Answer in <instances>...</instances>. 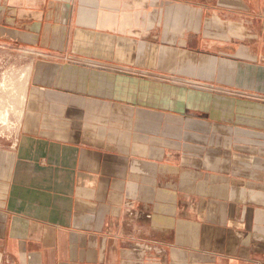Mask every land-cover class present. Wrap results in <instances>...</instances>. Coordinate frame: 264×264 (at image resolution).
I'll return each mask as SVG.
<instances>
[{
	"label": "crops",
	"instance_id": "obj_1",
	"mask_svg": "<svg viewBox=\"0 0 264 264\" xmlns=\"http://www.w3.org/2000/svg\"><path fill=\"white\" fill-rule=\"evenodd\" d=\"M0 51V264H264V0H0Z\"/></svg>",
	"mask_w": 264,
	"mask_h": 264
},
{
	"label": "rangeland",
	"instance_id": "obj_2",
	"mask_svg": "<svg viewBox=\"0 0 264 264\" xmlns=\"http://www.w3.org/2000/svg\"><path fill=\"white\" fill-rule=\"evenodd\" d=\"M6 53L0 51V145L11 144L17 132L23 102L20 103L21 86L25 84L29 71L28 61L25 60L27 52H10V56H2ZM22 74L25 77H21Z\"/></svg>",
	"mask_w": 264,
	"mask_h": 264
},
{
	"label": "bare ground",
	"instance_id": "obj_3",
	"mask_svg": "<svg viewBox=\"0 0 264 264\" xmlns=\"http://www.w3.org/2000/svg\"><path fill=\"white\" fill-rule=\"evenodd\" d=\"M22 76H24V77H25V75H24V74H22V75H21V77H22ZM18 111H19V110H18ZM20 111H21V110H20ZM21 113H22V112H21ZM19 115H20V114H19ZM19 117H20V116H19ZM17 124H18V123H17Z\"/></svg>",
	"mask_w": 264,
	"mask_h": 264
}]
</instances>
